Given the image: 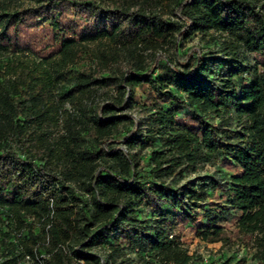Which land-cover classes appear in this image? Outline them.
<instances>
[{
    "label": "trees",
    "instance_id": "obj_1",
    "mask_svg": "<svg viewBox=\"0 0 264 264\" xmlns=\"http://www.w3.org/2000/svg\"><path fill=\"white\" fill-rule=\"evenodd\" d=\"M172 226L264 264V0H0V264H193Z\"/></svg>",
    "mask_w": 264,
    "mask_h": 264
},
{
    "label": "rangeland",
    "instance_id": "obj_2",
    "mask_svg": "<svg viewBox=\"0 0 264 264\" xmlns=\"http://www.w3.org/2000/svg\"><path fill=\"white\" fill-rule=\"evenodd\" d=\"M164 1V5H165ZM165 13L168 15L167 8L165 7ZM219 40L211 42H203L200 39V36L196 33H192L189 38L184 42L186 46H189L192 43L199 44L201 50H207L208 48H214ZM244 63H253V54L243 52ZM165 65L162 62L161 66L155 71L156 75H163L165 73ZM151 101L148 97L144 96L138 89H134L132 95L127 98L125 109L130 112L137 120V126L144 132L148 126V116L149 109L148 103ZM211 120L216 121L214 116L210 117ZM138 155L145 157L149 151V147H143L142 149L136 148ZM234 169L228 167L226 159H222L221 155L214 154L211 155L209 160L202 162L198 165L199 175L208 174L211 172H219L220 174H229L233 172ZM141 216H145L151 220H155L157 216L153 211L145 206L141 207L140 211ZM236 217V212L234 210L228 211L225 216L218 220L219 223H222L230 228L233 227V221ZM10 230V227H5L4 229ZM176 233L175 227H171ZM3 229V230H4ZM177 234H180V240L184 247L187 248L189 254H195L193 264H261L258 259L254 256L255 249L251 245L252 243L246 244V241H236L230 246L221 245L220 242H204L198 239L193 231L185 227ZM10 237H4V241L9 240ZM92 251L98 252L106 260V264H146L142 259V256L146 254H139L135 251L126 248L124 254L117 256L114 261H111L107 256V249H101L98 246L92 248ZM27 258H20V263H33L35 259L30 257L29 261H26ZM86 264V263H81ZM88 264H97L91 262Z\"/></svg>",
    "mask_w": 264,
    "mask_h": 264
},
{
    "label": "built area",
    "instance_id": "obj_3",
    "mask_svg": "<svg viewBox=\"0 0 264 264\" xmlns=\"http://www.w3.org/2000/svg\"><path fill=\"white\" fill-rule=\"evenodd\" d=\"M25 257L27 258V260H26V261L28 262V261H29V259H30V256H29V255H26ZM40 264H42V263H40Z\"/></svg>",
    "mask_w": 264,
    "mask_h": 264
}]
</instances>
